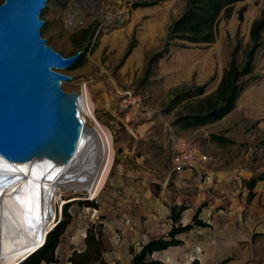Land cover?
<instances>
[{
	"label": "rangeland",
	"instance_id": "obj_1",
	"mask_svg": "<svg viewBox=\"0 0 264 264\" xmlns=\"http://www.w3.org/2000/svg\"><path fill=\"white\" fill-rule=\"evenodd\" d=\"M184 6L185 0H51L43 9L40 19L44 25L40 33L47 45L63 57L80 52L74 64L61 70L71 78L62 89L80 93L81 84H86L95 118L110 132L114 151L105 186L95 199L63 186L50 193L51 212L46 222L54 225L48 232L63 219L65 206L70 216L55 250V262L51 264H72L74 257L75 264H84L78 255L86 249L88 233L101 239V257L107 261L113 238L118 242L123 238L120 224L126 222L124 215L128 213L127 183L144 180L141 177L145 176L156 196L160 194L163 175L168 178L169 136L192 140L213 155L223 154L226 165L259 168L257 172L263 175L264 29L252 73L243 78V89L233 111L221 120L195 128L183 129L174 121L179 114L189 112V105H194L198 98L215 91L232 58L237 63L243 61L250 43L251 24L264 8V0L236 3L231 17L218 23L212 44L184 47L170 44L167 53L148 66V59L164 49L167 28ZM203 85L202 96L170 107L175 93ZM127 90L141 99L132 112L118 106L120 95ZM211 135L226 141L212 139ZM164 184L168 187L170 182ZM170 226L164 233H168ZM158 235L151 239L163 236ZM141 246L142 241H138L130 250L137 252ZM89 256L90 263L85 264H95L94 250ZM191 259L173 254L171 264H193Z\"/></svg>",
	"mask_w": 264,
	"mask_h": 264
},
{
	"label": "crops",
	"instance_id": "obj_2",
	"mask_svg": "<svg viewBox=\"0 0 264 264\" xmlns=\"http://www.w3.org/2000/svg\"><path fill=\"white\" fill-rule=\"evenodd\" d=\"M201 150L209 154V161L169 179L163 175L156 196L145 176L127 183L128 213L124 215L126 222L120 224L123 238L119 242L113 238L106 264H129L131 246L138 241L146 244L159 233L166 235L165 228L172 227L169 217L173 206L183 207L178 224H191L197 215L207 226H193L177 234L180 245L153 255L163 264H171L173 254L192 258L193 264H264V173L250 190L245 183L259 175V168L226 165L223 154L213 155L205 147ZM165 181L170 182L168 187Z\"/></svg>",
	"mask_w": 264,
	"mask_h": 264
},
{
	"label": "water",
	"instance_id": "obj_3",
	"mask_svg": "<svg viewBox=\"0 0 264 264\" xmlns=\"http://www.w3.org/2000/svg\"><path fill=\"white\" fill-rule=\"evenodd\" d=\"M45 2L0 4V158L14 166L53 170L56 177L69 172L97 140L80 116V93L61 87L71 78L60 70L71 66L80 52L63 57L41 36L39 13Z\"/></svg>",
	"mask_w": 264,
	"mask_h": 264
},
{
	"label": "trees",
	"instance_id": "obj_4",
	"mask_svg": "<svg viewBox=\"0 0 264 264\" xmlns=\"http://www.w3.org/2000/svg\"><path fill=\"white\" fill-rule=\"evenodd\" d=\"M239 1L240 0H185L182 13L174 19L167 28L164 49L162 52L156 53L148 59V66L162 58L164 54L167 53L170 44L180 47H184L187 44H212L216 39L218 23L222 19H229L231 17L233 6ZM242 11H244V8L238 12L239 20L242 19ZM263 29L264 8L251 24L249 31L250 43L244 51L243 61L237 63L235 59L232 58L227 67L223 70L215 91L210 95L198 98L194 105H189V112L179 114L174 121L175 125L183 129L195 128L221 120L233 111L235 103L243 89L242 80L245 76L252 73V62L261 44V33ZM204 89L205 85L175 93L170 102V107L190 98L202 96ZM211 138L222 142L226 141L216 135H211ZM262 178L263 175L253 177L246 182L245 185L251 190L256 182ZM182 210V207L174 206L171 208L169 218L172 222V227L168 233L164 236L150 239L146 244H143L137 252L130 250L132 258L129 264H163L160 259L153 256L155 253L162 252L172 246L180 245L181 242L176 239L177 234L186 232L193 228V226H207L206 223L197 219V215L193 217L191 224L185 226L178 224ZM62 213L63 219H60L51 231L48 232L41 247L36 249L18 264H51L55 262V250L70 219L66 206ZM85 243L86 249L79 253L78 258H81L87 263L91 260L89 253L94 250L95 258H92L93 263L106 264L101 257L103 245L101 239H96L94 235L88 233L85 237ZM75 258L76 257L71 260L72 264H75Z\"/></svg>",
	"mask_w": 264,
	"mask_h": 264
},
{
	"label": "bare ground",
	"instance_id": "obj_5",
	"mask_svg": "<svg viewBox=\"0 0 264 264\" xmlns=\"http://www.w3.org/2000/svg\"><path fill=\"white\" fill-rule=\"evenodd\" d=\"M49 1L46 0L39 17ZM66 81H62L61 87ZM80 107L85 129L96 133L97 142L86 148L84 157L75 162L69 172L55 177L57 172L53 170L14 166L0 158V264L21 262L36 250V242L42 241L54 225L46 222L51 212L49 197L54 189L63 186L75 193H85L93 200L104 188L114 158L113 139L97 122L85 83L80 87ZM90 124L93 126H88ZM77 172L82 175L76 178Z\"/></svg>",
	"mask_w": 264,
	"mask_h": 264
},
{
	"label": "built area",
	"instance_id": "obj_6",
	"mask_svg": "<svg viewBox=\"0 0 264 264\" xmlns=\"http://www.w3.org/2000/svg\"><path fill=\"white\" fill-rule=\"evenodd\" d=\"M140 104V97L135 95L131 90L124 91L118 101L119 109L129 112L138 108ZM169 143L171 167L168 173V179L172 175L179 174L185 170H196L202 164L209 161V157L192 140L169 136Z\"/></svg>",
	"mask_w": 264,
	"mask_h": 264
}]
</instances>
